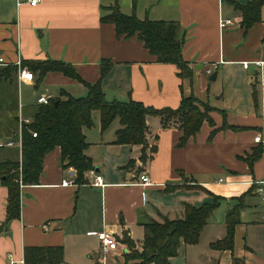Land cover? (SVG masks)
Returning a JSON list of instances; mask_svg holds the SVG:
<instances>
[{
  "label": "crops",
  "instance_id": "crops-1",
  "mask_svg": "<svg viewBox=\"0 0 264 264\" xmlns=\"http://www.w3.org/2000/svg\"><path fill=\"white\" fill-rule=\"evenodd\" d=\"M116 0H0V163L22 164V127L33 120L42 95L67 92L84 97L88 87L60 71L21 80L18 62L62 60L74 66L91 84L101 81L108 101L130 99L154 108L180 106L194 96L208 105L214 126L204 121L196 135L180 145L183 131L162 117H147L148 162L143 144L114 143L120 122L101 131L99 112L94 125L84 128L86 154L94 168L87 183L74 181L76 169L64 167L60 147L46 154L40 180L21 184V215L7 219L8 188L0 173V264H10L9 253L24 259L25 248L61 245L60 264H119L129 250L127 233L141 248L143 219L183 217L185 204L201 205L219 198L220 216L212 213L196 243H182L169 264H264V153L248 160L264 140V5L261 20L249 28L241 10L251 0H118L124 13L144 19L178 21V39L193 78L179 76L174 63L159 62L135 34L118 37L115 24L102 21L104 9ZM222 20H231L222 26ZM112 67L102 76V60ZM251 62L245 68L244 62ZM255 62H261L257 65ZM216 63L215 80L206 72ZM24 65V64H23ZM62 97V96H61ZM227 125V126H226ZM215 133L212 135V132ZM96 131V132H95ZM13 141V145L9 142ZM156 146L151 152V147ZM146 171L153 184H137ZM95 175L102 177L94 185ZM64 180L74 183L63 185ZM225 206H222V204ZM241 206L233 249L211 246L227 233V213ZM50 222L47 229L44 224ZM114 232L118 249L104 254L97 232Z\"/></svg>",
  "mask_w": 264,
  "mask_h": 264
},
{
  "label": "trees",
  "instance_id": "trees-1",
  "mask_svg": "<svg viewBox=\"0 0 264 264\" xmlns=\"http://www.w3.org/2000/svg\"><path fill=\"white\" fill-rule=\"evenodd\" d=\"M264 0H251L236 7L241 10L242 24L249 28L261 20ZM102 21L112 22L116 27L118 37L129 38L135 34L144 42L146 48L157 56L159 62L174 63L180 69L179 76L193 78V70L184 60L182 41L178 39V21L141 19L136 13H124L118 0L104 9ZM31 69H37L43 76L50 71H60L67 76L78 79L88 87L84 97H75L62 92L60 97H53L48 104H40L37 113L30 123L22 127V164L7 160L0 163V173L4 185L8 188L7 219L18 218L21 215V182L35 184L40 180L44 158L56 147L61 149V160L64 167H74L77 173L74 181L77 184L87 183L86 172L95 169L93 160L86 154L89 142L86 140L84 128L94 125L93 113L99 112L101 131L107 130L115 119L120 122L116 130L114 143L143 144L141 159L148 162L151 153L147 152V117L158 115L164 125L175 121L183 131L180 145H184L191 136L197 134L204 121L214 126L208 105L200 107L196 97H183L178 108H154L135 100L108 101L101 81L91 84L84 81L74 66L62 60L48 59L45 61L23 62ZM102 76H106L112 63L102 60ZM227 126V125H226ZM34 132L37 133L34 136ZM215 130L212 132V135ZM156 146L151 147V152ZM264 153V140L248 157L253 163ZM21 181V182H20ZM219 206V198L201 205L185 204L183 217L163 220L153 217L141 221L144 226V237L141 248L126 233L122 240L129 250L124 253V261L119 264H169L170 258L176 255L180 245L199 241L202 230L211 214ZM241 207V206H240ZM239 206H234L227 213V233L211 246L222 249H233L235 225L240 221ZM64 261V249L61 245L27 246L24 253L25 264H60ZM233 264H244L241 257L233 256Z\"/></svg>",
  "mask_w": 264,
  "mask_h": 264
},
{
  "label": "built area",
  "instance_id": "built-area-1",
  "mask_svg": "<svg viewBox=\"0 0 264 264\" xmlns=\"http://www.w3.org/2000/svg\"><path fill=\"white\" fill-rule=\"evenodd\" d=\"M32 5H36L39 0H28ZM227 23H231V20H222L221 24L222 26H224ZM4 60L3 58H0V63H2ZM251 62H244L243 65L245 68H248ZM257 65H259L261 62H255ZM217 64L216 63H211L207 66L206 68V72L208 74H212L214 68H216ZM18 72H19V77L21 80H32L34 77V73L31 71L30 68H28L27 66L23 65L22 62H18ZM52 95H42L41 97L38 98V102L42 103V104H48L50 102V100L52 99ZM31 121L29 119H26L24 123H30ZM34 136L37 135L36 132L33 133ZM257 141H263L259 136L257 137ZM14 142L11 141L9 142V145H13ZM0 145H3L2 143H0ZM21 182V181H20ZM74 183L73 180H64L63 181V185H67V184H72ZM137 184H142V185H151L153 184L152 179L150 177V175L146 172V171H142L139 175H138V180L136 181ZM22 184V182H21ZM102 184V177L100 175H95V182L94 185H101ZM260 192L262 193V197L264 200V179L260 182ZM50 222L45 223L43 226L45 229L48 228ZM98 237L101 240V249L103 251L104 254H108L109 252H111L114 249H118L120 246V241L117 239L116 235L114 234V232L107 230V229H103L101 231L97 232ZM9 257H10V264H16L18 260H16L15 258H13L12 254L9 253ZM22 264H25L24 259H20L19 260Z\"/></svg>",
  "mask_w": 264,
  "mask_h": 264
},
{
  "label": "rangeland",
  "instance_id": "rangeland-1",
  "mask_svg": "<svg viewBox=\"0 0 264 264\" xmlns=\"http://www.w3.org/2000/svg\"><path fill=\"white\" fill-rule=\"evenodd\" d=\"M112 123H113V122H112ZM91 130H97V129H95V128H91ZM95 132H96V131H95ZM222 206H225V204L223 203ZM220 213H221L220 210H219V211L217 210V212H214V213H213V214H214V217H219V216H220Z\"/></svg>",
  "mask_w": 264,
  "mask_h": 264
},
{
  "label": "water",
  "instance_id": "water-1",
  "mask_svg": "<svg viewBox=\"0 0 264 264\" xmlns=\"http://www.w3.org/2000/svg\"><path fill=\"white\" fill-rule=\"evenodd\" d=\"M216 77H217V72L216 71H214L212 74H211V76H210V80L211 81H213V80H215L216 79Z\"/></svg>",
  "mask_w": 264,
  "mask_h": 264
}]
</instances>
